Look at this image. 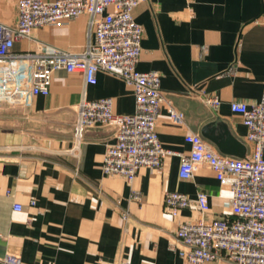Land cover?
I'll return each instance as SVG.
<instances>
[{
  "label": "crops",
  "instance_id": "0c3cea01",
  "mask_svg": "<svg viewBox=\"0 0 264 264\" xmlns=\"http://www.w3.org/2000/svg\"><path fill=\"white\" fill-rule=\"evenodd\" d=\"M16 2L0 0V23L15 26ZM132 15L142 29L136 69L159 74L165 101L155 132L172 154L158 168H139L131 182L102 173L115 128L95 126L75 138L77 105L110 98L116 115L135 110L132 88L105 72L92 85L80 71L56 70L48 95L0 104V264L7 257L19 264H189L176 229L199 213L166 212L168 192H204L208 219L232 218L230 191L213 173L199 170L185 181L178 169L188 133L221 156L252 155L230 104L258 102L264 92V0H145ZM93 40L87 17H79L34 28L13 51L34 52L42 43L77 52ZM205 96L218 99L216 110ZM169 107L183 114L181 126L170 122Z\"/></svg>",
  "mask_w": 264,
  "mask_h": 264
},
{
  "label": "built area",
  "instance_id": "2783aa9c",
  "mask_svg": "<svg viewBox=\"0 0 264 264\" xmlns=\"http://www.w3.org/2000/svg\"><path fill=\"white\" fill-rule=\"evenodd\" d=\"M145 0H17L14 27L0 23V104H26L37 95L49 93L51 75L56 70L80 71L86 84H95L97 72L121 78L132 88L135 110L131 115H116L112 101L104 98L83 100L77 105L74 137L85 129L113 126L115 141L105 148L101 170L106 176H122L131 182L141 167L158 168L172 152L158 140L155 126L165 98L156 71L139 72L142 29L133 10ZM87 17L94 40L77 52H68L37 43L34 52L15 53V42L29 39L34 28ZM203 102L217 109L216 97ZM230 111L241 117L252 155L236 159L217 154L198 134L184 140L190 149L180 156L178 176L191 180L199 170L214 174L221 188L230 191L231 219H208L207 195L194 198L177 192L164 197V209L172 216L194 209L196 221L181 223L176 240L179 255L189 264H211L223 260L230 264H264V92L258 102H232ZM170 122L183 124V114L168 108ZM15 211L20 206L13 207ZM6 264H19L7 257Z\"/></svg>",
  "mask_w": 264,
  "mask_h": 264
}]
</instances>
